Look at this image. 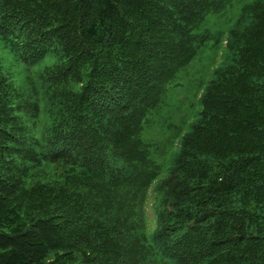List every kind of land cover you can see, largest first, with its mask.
Masks as SVG:
<instances>
[{"label":"trees","instance_id":"obj_1","mask_svg":"<svg viewBox=\"0 0 264 264\" xmlns=\"http://www.w3.org/2000/svg\"><path fill=\"white\" fill-rule=\"evenodd\" d=\"M234 1L0 0V264H264V0L162 107Z\"/></svg>","mask_w":264,"mask_h":264},{"label":"rangeland","instance_id":"obj_2","mask_svg":"<svg viewBox=\"0 0 264 264\" xmlns=\"http://www.w3.org/2000/svg\"><path fill=\"white\" fill-rule=\"evenodd\" d=\"M251 1L235 0L225 11L209 14L199 29L196 30L197 34L203 37L207 36L206 41L204 45H200L198 55L188 70L181 73L176 82L167 88L163 97L162 107L175 112L177 123L198 118V114L203 108L200 97L204 88L201 90L200 85H206L210 73L224 62L222 54L230 29L238 19L242 7ZM159 37L163 38L162 35ZM9 55L12 56L13 54L8 48L0 45V62L7 63ZM49 62L48 60L42 62L36 66V69H42L45 63Z\"/></svg>","mask_w":264,"mask_h":264},{"label":"clouds","instance_id":"obj_3","mask_svg":"<svg viewBox=\"0 0 264 264\" xmlns=\"http://www.w3.org/2000/svg\"><path fill=\"white\" fill-rule=\"evenodd\" d=\"M151 213V212H150Z\"/></svg>","mask_w":264,"mask_h":264}]
</instances>
